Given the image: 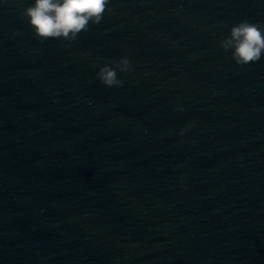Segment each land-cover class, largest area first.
<instances>
[{
    "label": "water",
    "instance_id": "1",
    "mask_svg": "<svg viewBox=\"0 0 264 264\" xmlns=\"http://www.w3.org/2000/svg\"><path fill=\"white\" fill-rule=\"evenodd\" d=\"M32 2L0 0V264H264V56L219 47L264 0H110L72 42Z\"/></svg>",
    "mask_w": 264,
    "mask_h": 264
},
{
    "label": "clouds",
    "instance_id": "2",
    "mask_svg": "<svg viewBox=\"0 0 264 264\" xmlns=\"http://www.w3.org/2000/svg\"><path fill=\"white\" fill-rule=\"evenodd\" d=\"M110 11V0H33L22 16L33 36L41 42L47 39L72 42L81 32H87L90 25L100 24ZM219 47L230 51V58L237 66L255 63L264 56V27L242 20L231 26ZM132 70L129 59L121 57L99 67L96 76L105 86L120 87L123 81L117 74ZM187 130L182 128L178 134L183 136Z\"/></svg>",
    "mask_w": 264,
    "mask_h": 264
}]
</instances>
